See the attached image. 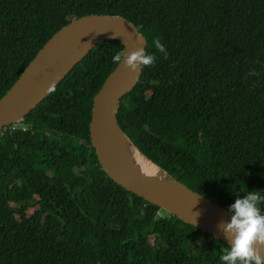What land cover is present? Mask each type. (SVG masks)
<instances>
[{"label": "trees", "instance_id": "trees-1", "mask_svg": "<svg viewBox=\"0 0 264 264\" xmlns=\"http://www.w3.org/2000/svg\"><path fill=\"white\" fill-rule=\"evenodd\" d=\"M87 15L126 18L155 56L118 113L150 160L227 210L264 190V0H0V99L54 34ZM121 50L97 45L0 133V264H220L228 250L102 169L93 101Z\"/></svg>", "mask_w": 264, "mask_h": 264}, {"label": "water", "instance_id": "water-1", "mask_svg": "<svg viewBox=\"0 0 264 264\" xmlns=\"http://www.w3.org/2000/svg\"><path fill=\"white\" fill-rule=\"evenodd\" d=\"M105 41H119L130 53L139 48L147 53L145 36L122 16L87 15L71 21L53 35L0 99V133L31 113ZM142 73V68L133 73L118 64L94 97L90 138L99 163L120 187L228 245L218 228L222 221L230 220L228 210L179 182L150 160L122 130L118 121L122 99L134 91ZM133 152L161 176L140 166ZM260 251L264 255V247Z\"/></svg>", "mask_w": 264, "mask_h": 264}, {"label": "clouds", "instance_id": "clouds-1", "mask_svg": "<svg viewBox=\"0 0 264 264\" xmlns=\"http://www.w3.org/2000/svg\"><path fill=\"white\" fill-rule=\"evenodd\" d=\"M153 44L157 51L167 55L159 39H154ZM112 61L135 73L142 67L152 65L155 56L145 53L142 48L131 53L129 50H121L112 56ZM262 203L264 190L253 189L245 195L235 197L234 202L228 207L230 220L222 221L218 225L225 239L230 242L228 250L219 257L220 264H264V255L260 251L264 247Z\"/></svg>", "mask_w": 264, "mask_h": 264}, {"label": "bare ground", "instance_id": "bare-ground-1", "mask_svg": "<svg viewBox=\"0 0 264 264\" xmlns=\"http://www.w3.org/2000/svg\"><path fill=\"white\" fill-rule=\"evenodd\" d=\"M134 155H135V159H136L137 163L140 164V166H142L143 168H145L146 170H148V171H150L152 173L156 172V170L153 169L152 167H150V165L147 162H145L136 152L134 153ZM159 176H161V175H159Z\"/></svg>", "mask_w": 264, "mask_h": 264}, {"label": "built area", "instance_id": "built-area-1", "mask_svg": "<svg viewBox=\"0 0 264 264\" xmlns=\"http://www.w3.org/2000/svg\"><path fill=\"white\" fill-rule=\"evenodd\" d=\"M17 124V123H16ZM16 124H13L14 125V128L17 127ZM158 216L160 217H165V215L162 213V212H158Z\"/></svg>", "mask_w": 264, "mask_h": 264}, {"label": "rangeland", "instance_id": "rangeland-1", "mask_svg": "<svg viewBox=\"0 0 264 264\" xmlns=\"http://www.w3.org/2000/svg\"><path fill=\"white\" fill-rule=\"evenodd\" d=\"M32 212H33V210H29V211H28V214H30V213H32Z\"/></svg>", "mask_w": 264, "mask_h": 264}]
</instances>
